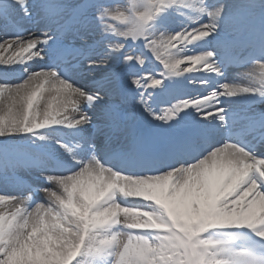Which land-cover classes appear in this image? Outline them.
Segmentation results:
<instances>
[{"label": "bare ground", "instance_id": "obj_1", "mask_svg": "<svg viewBox=\"0 0 264 264\" xmlns=\"http://www.w3.org/2000/svg\"><path fill=\"white\" fill-rule=\"evenodd\" d=\"M28 1V10H30V13H32L31 10H33L36 17V28H33L31 23H29L28 18L32 17L30 13L27 14V11L21 6L22 2H25L27 5ZM208 1L209 0H169L165 2L162 8L158 10V13H164L167 8L168 10L176 9V6L173 7L174 4H181L182 6L187 5L190 11H187L185 21L171 19V15L169 14L164 18V23L157 24L154 26L153 30L148 31L145 35L147 36L148 43L143 47L145 55L152 56L155 59L161 60L163 63L169 64L174 57V55H172L174 51L165 52V45L169 43L178 45V41L176 42L175 39L180 37L178 39L180 41L178 47L184 46L187 40H183L182 36L186 33L185 26L189 27L188 23L195 24L199 27L201 26V31H199L197 35L205 34L208 36L227 28L230 29L239 26L242 19L247 15V9L241 6L239 10L233 11V15L235 16L221 17L217 12V8L208 7ZM16 3L19 4L17 5ZM52 3L53 1L49 3L46 1L33 2L32 0H0L1 6H3L5 10L11 12L24 27L18 25L9 26L10 22L4 20V18L0 16V139H3L7 135H16L18 132H24L27 127H42L39 132L45 137L42 139L47 142L49 147L54 149V147H52V144L54 145V135L52 130L49 129L51 123H64L68 116H74L84 111L86 112L84 114L87 116V121L91 122V125L93 122H96L98 128H111L114 118L111 114V110H102L98 108L93 110L77 102L80 93L87 88L85 84L78 83L76 80H71L64 76H58L53 70L46 68L50 61V64L55 61V59H53L55 53L47 57L46 54L49 49L45 50L44 46H40L44 44H40L39 41L41 38L47 36L55 37L56 32H52L54 25L50 15L45 14L46 19L45 16V20H43V18L40 19L38 17V9L43 7L44 10L46 7L52 6ZM246 3L250 4L252 8H255L258 4H262L263 2L261 0L257 2L246 0ZM148 9H150V6ZM140 11L139 9V12ZM192 17L195 18L193 19ZM75 20H81L80 15H77ZM59 21L62 22V19L60 18ZM98 23L99 21L97 18H94L92 21H82L78 24L77 28H75V23L74 32L64 37L68 39L71 38L73 41H78L79 43L88 44L91 42V38L98 37L99 30L107 25L113 26L116 31L122 29L121 27H116L113 23H104L100 25H98ZM241 28H239V30ZM25 29L27 31H25ZM79 30H82V32H79ZM16 31H19V33L23 31V35H15ZM114 39L116 40L115 44L122 41V39L115 38L114 35H111L110 37H106L105 42L99 43L97 48L108 50L105 48V45ZM37 46L44 51L42 57L37 58V56H34V58H28L26 60L22 57V54L30 55ZM216 48L219 49V46L217 45ZM109 53L111 55L113 54L111 51H109ZM219 55V57H204V64H201L200 61L202 60H195L193 65L200 67V69L193 68V70L201 71V73L209 71L213 73L217 72L218 62L214 61V59H221L222 53L219 52ZM47 61L48 63L46 64ZM57 62L58 60L55 64H57ZM257 66L264 72V60L257 64ZM171 68L179 69L180 65L171 64ZM245 71L246 69H240L238 73L233 74L234 76L232 78L230 75H224L223 78H220L223 81L219 82L218 87L223 91L236 94L262 92L264 89V80L253 76H245ZM24 72L27 74L25 78L18 79L15 76L16 73L22 74ZM167 75L169 74L162 76L159 84L153 82L150 86L160 89V85ZM196 76L198 75L192 73L188 74L183 77V81L189 82L190 77ZM128 78L127 76H123V80H128ZM128 84V82L125 83V85ZM191 87L192 84L190 83V85L185 88L188 89ZM197 88L200 90V86H197ZM183 94V91L178 92L179 96ZM151 96L152 91L146 93L145 99L148 100ZM208 103L210 106L207 108H203L202 105L193 108V112L197 115H199L200 112L207 113L203 114L204 117L200 121V123L205 126L211 116L219 115V110L217 111V109H215V104L213 102ZM260 104L264 105V102ZM132 119L133 121L136 120L133 118V115ZM173 119L177 118L174 117ZM196 120L200 119L197 118ZM159 121L164 122L161 119ZM145 126L149 129H154V125L151 123L148 124L145 122ZM120 127L123 128L122 126ZM155 128L159 130L158 126ZM31 136L33 135L30 133L27 134L26 140L28 141ZM89 136L90 131L86 133L83 140H88ZM54 137L56 138L57 136ZM31 141L34 140L31 139ZM129 147L131 146L129 145ZM258 150L259 149H256L254 151L257 152ZM56 151L59 152L60 149H56ZM63 152L68 157L78 160L81 166L75 169L72 174L65 175L64 177L57 176V178L51 179L52 183L50 186H52V188L49 190L50 192L44 196L45 192L41 190L40 195L37 196L38 203L36 205H33L34 202H29L30 199L35 198L32 193L24 195V192H27L28 189L22 191L17 189L9 190L7 187V182L9 180L3 178L0 173V236L1 238H8L9 236L15 237L12 241H7L8 243L6 246L8 251L14 250L13 253H15V258L11 259L9 262L0 261V264H60L65 259L62 258L65 252L67 256L68 253L73 250V247L75 248L76 246L77 249L82 238L81 229L86 225H88V227L92 224L98 225L96 230H93V228L89 229L88 233L89 235L91 234L90 237L95 236V234H93L95 232L108 234L106 230H110V228L112 237H119L117 229L112 227L114 223L121 224V229L125 228L129 232L148 233L151 229L156 230V228H161L163 230L172 231V236L175 235L173 231L175 224H181L185 226L188 236H191L196 231L195 225L190 219L192 213H194V209H196V204L201 205L203 210L210 214L211 217L214 218L215 224L219 226L225 224H231L232 226L249 225L250 221L255 218L258 213H264V193L259 190L251 192L252 186L249 183V178H245L244 176V174L249 171L250 160L246 161L245 159L247 152L231 144L222 147L209 157H203L200 161H193L192 165L186 166L184 169L178 171H169L167 174H141L135 176L117 173L116 175H119L118 181H114L113 179V175H115L113 173L116 172V170L112 171L100 165L98 162L91 163L82 160L80 158V153H78L76 149L63 150ZM48 168L50 169L52 166L47 162L40 161L28 167L25 174L30 176L33 172L39 173L41 171H46ZM253 169L254 168L251 170L253 171ZM12 182H14V180H12ZM114 183L118 184L121 188H127L133 192L134 197L129 201L132 202L133 206L145 207L147 209L146 212H142L141 214L133 213L135 215L133 220L127 219L126 216L121 213H117L116 215L110 214L92 224H87L86 221L82 226L80 224H77L75 227L71 226L66 229V232L59 225L58 221H60V219L58 217L56 220L53 219L56 213L48 208L49 204L58 202L63 203L68 194L75 192L77 202L74 207H79V209L83 208L86 211L89 209L90 204L98 202L105 194H107L106 197H108V199L113 198L115 192H108L107 189ZM31 185L35 187L44 186L41 182L34 179H31ZM174 185H176L175 191L170 195V198H166L168 194L166 190ZM10 193H21L23 196H21V198L14 197L13 199ZM117 193H119V188ZM148 194H151L150 197L147 196ZM146 196L147 198L157 201L162 200L160 202H165V206H168L169 199H173L175 203H177L176 206L172 205L173 221L171 222L166 218L164 219L156 208L154 211H158V213L152 215L150 212L153 211L152 208L154 205H150L147 201H143V198L145 199ZM43 200L44 202L40 203ZM10 201L14 204H11ZM10 217H13L12 222ZM16 228L18 229L16 230ZM256 230H258V227H256ZM133 237L135 236L132 234H126L115 240H110L107 237V242L101 247V250H114L118 254V259L130 263L133 255L136 258L142 256L139 247L133 242ZM44 243L48 246H50V244L57 246H52L51 250H53V254L49 257H45V254L40 253ZM26 244L29 245L28 247L33 246L37 255L35 251L34 255H25L22 246H26ZM161 247L163 248V246ZM67 250L70 251L67 252ZM164 251H166L165 248H163V254L160 255V262L166 260L167 255L164 254ZM97 252L100 254L102 253L100 250ZM34 256L36 257V261L34 260L35 258L33 259ZM98 257L99 255H95L91 264H100L99 261L96 260ZM243 258L240 264H261L255 263L254 260L257 259L249 254L244 255ZM33 261H35V263H31ZM224 262L227 261H222L219 264H223ZM132 264H134V262H132ZM174 264H180V260L176 258Z\"/></svg>", "mask_w": 264, "mask_h": 264}, {"label": "rangeland", "instance_id": "obj_2", "mask_svg": "<svg viewBox=\"0 0 264 264\" xmlns=\"http://www.w3.org/2000/svg\"><path fill=\"white\" fill-rule=\"evenodd\" d=\"M153 1L154 0H133L132 2H135L138 5L139 3H143V2H146V3H150L151 2L152 3ZM253 1H255V0H253ZM123 5H124V3H123ZM234 7H235V5H234V3L232 1L231 2H227L224 5V7L222 8V11L224 13H230L231 10H233ZM105 12H107V10H105V11L104 10H101L100 11V15H103ZM110 12H111V14L109 15V17H111L110 19H112L113 16H114V14L116 12L113 11V10L110 11ZM127 12H129V10H127ZM144 17H146V16H143L140 19L136 20V23L133 26H131L129 28V30H132V29L136 28L139 24H142L144 26V28H145L146 25L144 24V22H145ZM140 33H141V31L139 29L138 31H136L133 34H134L135 37H140L141 38V34ZM184 54H186V53H184ZM184 54H181L178 57V59L188 58V57H191L192 56L191 55L192 53H188L186 55H184ZM126 57H128V56L126 55ZM253 68H255V67H253ZM253 68H251L250 72H253V70H252ZM254 72L257 74V69ZM65 208H66V210L65 209L60 210L59 211V214H57L58 217H61L64 220V222L63 221H60L61 224L59 223V225L62 226V228L63 227L66 228L67 227V221L65 220V219H68V216H67V208L70 209V210H72L74 213H79L81 211V209H79V207L76 208V207L73 206V200H70L69 203L65 205ZM54 217H53V219H56L57 218V217L56 218H54ZM197 218L199 219V217H197ZM203 218L205 220L204 225L203 224L199 225V226H202V229H204V227L211 220V218L209 216H204ZM77 221H78V219H77ZM202 222L203 221H202V218H201V222L200 223H202ZM17 229L18 228H16V230ZM180 230L181 231L180 232L178 231L179 232L178 234L185 235V231L183 229H181V228H180ZM65 232H66V230H65ZM180 237L184 238L185 236H180ZM14 238H15L14 236H9L8 238H1L0 237V261L1 262H5V261L9 262L11 259L15 258V253H13L14 250L13 251H8L6 249L7 243L9 241H12ZM197 239L198 238L196 236V240ZM194 241H195V238L194 237H188L185 240H178V239L169 240V241L166 242V245H168V246L172 245L171 249L174 251L173 253H176L177 255H180V257H181V263L182 264H200V263L203 262V258L202 257H199L200 251L203 250L206 254H209L210 251H209L208 247L203 246L199 242H198L199 244L196 246V244H194ZM28 246L29 245H27V244H26V246H22L23 252L25 253V255H28V254L29 255H34V251H35L34 249L35 248L33 246L32 247H28ZM52 246H54V245H51L50 244V246H48V245H46L44 243V245H42V249H41L42 252L40 251V253L45 254V257L51 256L53 254V252H52L53 250H51L52 249ZM54 247H57V246H54ZM87 250H91V247L89 246L87 248ZM69 251L70 250H67V252H69ZM35 254H36V251H35ZM66 254L67 253L65 252V254H63L62 258H65ZM35 256L33 257V259L35 258L34 260L36 261V257ZM37 260H38V258H37ZM35 261H33L31 263H35ZM172 262H173V260H170L167 263H161V264H172ZM5 264H9V263H5ZM11 264H13V263H11ZM35 264H37V263H35ZM38 264H42V263H38ZM44 264H46V263H44ZM138 264H160V261L156 260L155 259V256L150 252V254L144 253L143 254L142 261H140Z\"/></svg>", "mask_w": 264, "mask_h": 264}]
</instances>
